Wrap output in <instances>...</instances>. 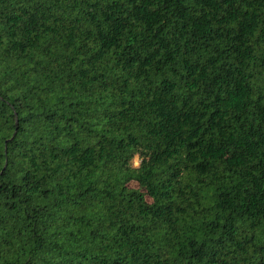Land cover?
<instances>
[{
    "label": "trees",
    "instance_id": "obj_1",
    "mask_svg": "<svg viewBox=\"0 0 264 264\" xmlns=\"http://www.w3.org/2000/svg\"><path fill=\"white\" fill-rule=\"evenodd\" d=\"M0 264H264V0H0Z\"/></svg>",
    "mask_w": 264,
    "mask_h": 264
},
{
    "label": "rangeland",
    "instance_id": "obj_2",
    "mask_svg": "<svg viewBox=\"0 0 264 264\" xmlns=\"http://www.w3.org/2000/svg\"><path fill=\"white\" fill-rule=\"evenodd\" d=\"M134 165H135V166H138V165H139V159H138V158H135V160H134Z\"/></svg>",
    "mask_w": 264,
    "mask_h": 264
}]
</instances>
